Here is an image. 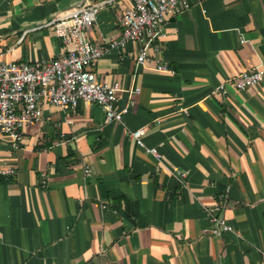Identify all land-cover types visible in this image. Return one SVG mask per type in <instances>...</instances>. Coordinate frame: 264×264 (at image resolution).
<instances>
[{
    "label": "crops",
    "instance_id": "1",
    "mask_svg": "<svg viewBox=\"0 0 264 264\" xmlns=\"http://www.w3.org/2000/svg\"><path fill=\"white\" fill-rule=\"evenodd\" d=\"M99 1L0 0V58L57 57L49 23ZM130 4L102 9L91 40L118 38ZM164 31L148 65L139 41L96 61L99 81L125 89L119 107L135 102L121 122L98 104H46L18 145L0 133V264H264V80L215 92L264 63V0H193ZM158 59L176 73L153 70ZM139 128L160 160L129 136ZM211 211L234 229L216 234Z\"/></svg>",
    "mask_w": 264,
    "mask_h": 264
},
{
    "label": "built area",
    "instance_id": "2",
    "mask_svg": "<svg viewBox=\"0 0 264 264\" xmlns=\"http://www.w3.org/2000/svg\"><path fill=\"white\" fill-rule=\"evenodd\" d=\"M193 0H131L123 11L119 22L121 34L107 45L94 43L89 31L97 20L99 12L115 3V0H102L73 7L54 18L55 35L65 45V51L47 61L27 63L4 60L0 58V133L8 134L14 146L23 140V128L43 118V107L53 105L63 111H73L81 101L86 104L100 105L106 116V122H121L125 113L135 104L121 108L118 105L119 93L125 89L119 81L102 82L96 77V61L113 49L126 47L130 41H139L141 48L137 63L148 65L153 61L150 51L157 40L165 38L164 31L168 19L178 11L189 9ZM153 70L161 73L175 74L176 70L168 62L156 60ZM264 80V63L250 70H244L227 78L215 92L227 95L229 87L245 90ZM138 93L140 88L130 90ZM145 129L131 130L129 136L138 146L157 157L162 154L156 147H149L144 141ZM86 173L90 169L86 168ZM3 175H14L13 166L1 169ZM185 177L186 173H182ZM223 195H221L222 197ZM223 201L219 208H224ZM216 224L214 232L220 234L234 228L221 215L220 211L209 212Z\"/></svg>",
    "mask_w": 264,
    "mask_h": 264
}]
</instances>
